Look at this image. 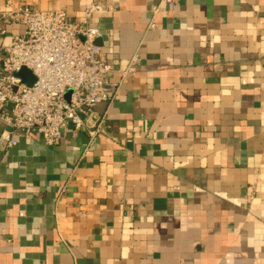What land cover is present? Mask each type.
<instances>
[{
	"label": "crops",
	"instance_id": "obj_1",
	"mask_svg": "<svg viewBox=\"0 0 264 264\" xmlns=\"http://www.w3.org/2000/svg\"><path fill=\"white\" fill-rule=\"evenodd\" d=\"M91 1L0 11L84 22ZM103 1L89 24L117 93L94 137L66 122L55 145H0V264H264V0Z\"/></svg>",
	"mask_w": 264,
	"mask_h": 264
},
{
	"label": "built area",
	"instance_id": "obj_2",
	"mask_svg": "<svg viewBox=\"0 0 264 264\" xmlns=\"http://www.w3.org/2000/svg\"><path fill=\"white\" fill-rule=\"evenodd\" d=\"M7 6L0 11V119L5 124L0 145L13 147L17 136L34 132L47 145H55L66 122L89 129L91 137L99 134L105 118L96 108L114 99L120 82L108 78L114 66L95 43L101 31L89 19L118 5L93 0L85 5L84 22L70 19L64 10ZM11 23H22L25 30L3 47L2 37ZM23 67L34 75L32 85L18 75ZM87 118L94 120L92 126Z\"/></svg>",
	"mask_w": 264,
	"mask_h": 264
},
{
	"label": "water",
	"instance_id": "obj_3",
	"mask_svg": "<svg viewBox=\"0 0 264 264\" xmlns=\"http://www.w3.org/2000/svg\"><path fill=\"white\" fill-rule=\"evenodd\" d=\"M95 43L98 44L99 41L96 39ZM18 75L23 79V81L25 83H27L28 85H32L33 82L35 81V77L32 74V72L27 69L26 67H23L20 72L18 73Z\"/></svg>",
	"mask_w": 264,
	"mask_h": 264
},
{
	"label": "rangeland",
	"instance_id": "obj_4",
	"mask_svg": "<svg viewBox=\"0 0 264 264\" xmlns=\"http://www.w3.org/2000/svg\"><path fill=\"white\" fill-rule=\"evenodd\" d=\"M65 98H66V99L69 98V92L66 93Z\"/></svg>",
	"mask_w": 264,
	"mask_h": 264
}]
</instances>
